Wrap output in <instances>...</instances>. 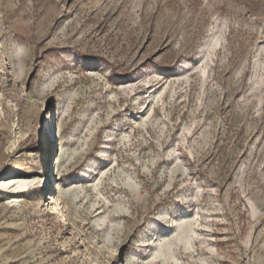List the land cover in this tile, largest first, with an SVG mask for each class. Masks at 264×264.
I'll list each match as a JSON object with an SVG mask.
<instances>
[{"label":"rangeland","instance_id":"1","mask_svg":"<svg viewBox=\"0 0 264 264\" xmlns=\"http://www.w3.org/2000/svg\"><path fill=\"white\" fill-rule=\"evenodd\" d=\"M14 178L0 264H264V0H0Z\"/></svg>","mask_w":264,"mask_h":264},{"label":"bare ground","instance_id":"2","mask_svg":"<svg viewBox=\"0 0 264 264\" xmlns=\"http://www.w3.org/2000/svg\"><path fill=\"white\" fill-rule=\"evenodd\" d=\"M50 125V124H49ZM48 182L46 177H43L40 179L39 184L40 187H42V185H46ZM33 181L32 180H26V179H22V178H14V179H3L2 182H0V187L1 188H11L13 190H19V189H23V188H27L30 185H32ZM11 200H13L11 198ZM13 202V201H11Z\"/></svg>","mask_w":264,"mask_h":264}]
</instances>
